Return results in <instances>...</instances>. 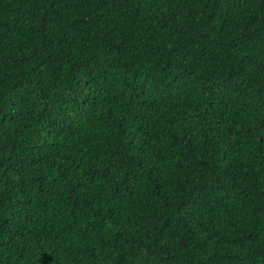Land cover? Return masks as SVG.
<instances>
[{
  "label": "trees",
  "instance_id": "trees-1",
  "mask_svg": "<svg viewBox=\"0 0 264 264\" xmlns=\"http://www.w3.org/2000/svg\"><path fill=\"white\" fill-rule=\"evenodd\" d=\"M0 264H264V0H0Z\"/></svg>",
  "mask_w": 264,
  "mask_h": 264
}]
</instances>
